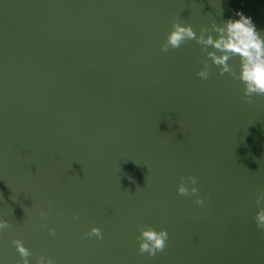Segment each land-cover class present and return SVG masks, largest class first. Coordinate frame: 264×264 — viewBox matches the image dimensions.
<instances>
[{"label": "water", "instance_id": "obj_1", "mask_svg": "<svg viewBox=\"0 0 264 264\" xmlns=\"http://www.w3.org/2000/svg\"><path fill=\"white\" fill-rule=\"evenodd\" d=\"M237 11L264 33V0H0V264L13 239L30 264H264V97L201 80L195 41L160 50L174 18L199 34ZM142 225L164 252L139 253Z\"/></svg>", "mask_w": 264, "mask_h": 264}, {"label": "clouds", "instance_id": "obj_2", "mask_svg": "<svg viewBox=\"0 0 264 264\" xmlns=\"http://www.w3.org/2000/svg\"><path fill=\"white\" fill-rule=\"evenodd\" d=\"M236 16L238 19L228 18L221 23L213 21L210 27H201L199 34L190 24L182 23L174 18L171 30L161 43L160 50L162 52L175 50L186 41H195L201 46L203 53L200 61L203 67L197 72V76L201 80H207L210 66H215L218 69V75L228 74L243 85V98L246 103L251 104L254 96L264 97V33L258 30L252 18L242 11H237ZM234 58L238 59L237 67H233L230 63ZM196 184L195 176H182L177 185V193L185 197L195 196V204L203 205L204 199L198 195L199 189L195 187ZM256 204H264V189L257 195ZM38 214L42 219L50 215L49 212L43 210ZM73 219H78V217L73 216ZM254 220L257 228L264 231V207H259ZM11 227L9 221L0 219V232ZM138 231L140 254L147 253L149 257H155L157 253L164 252L169 239L166 229L156 230L151 225H142ZM48 232L50 236L56 234L54 228H48ZM84 236L95 237L97 240L104 238L99 227H92L84 233ZM11 243L20 256L17 264H30L29 257L33 253L24 245L23 240L13 239ZM36 264H54V262L51 257L40 255L36 258Z\"/></svg>", "mask_w": 264, "mask_h": 264}]
</instances>
